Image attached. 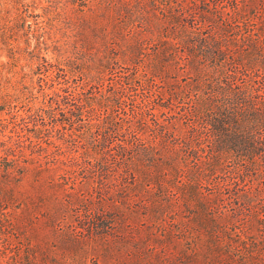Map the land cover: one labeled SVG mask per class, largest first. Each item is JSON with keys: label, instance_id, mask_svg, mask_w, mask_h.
Instances as JSON below:
<instances>
[{"label": "rangeland", "instance_id": "374dc122", "mask_svg": "<svg viewBox=\"0 0 264 264\" xmlns=\"http://www.w3.org/2000/svg\"><path fill=\"white\" fill-rule=\"evenodd\" d=\"M117 1L0 0V179L9 167L13 175L22 176L23 167L32 166L24 162L25 158L36 161L41 158L40 152L30 155L25 150L22 154L17 146L49 147L51 153L47 159L50 167L58 169L53 182L44 184L43 198H35V203L29 202V207L33 212L36 209L37 215L28 222L20 219L24 204L12 198L10 187L0 185V218L5 213L16 215L14 226L8 222L0 223V264H164L172 257H180L175 245L164 250L152 238V164L160 156L167 158V153L159 145V139L164 142L162 137L158 139L153 131L151 134L149 130H143L137 122L131 128L117 130L107 124L106 109L96 105L95 101L101 94L109 93V86L116 82L118 76L132 78V86L138 89L140 95L144 92V84L152 79V14L148 15L142 9V5H147L152 13V0L118 1L132 6L133 14L124 26L133 32L130 40L142 41V47L134 58L132 52L126 49L131 44L127 42L126 51H120L110 63L108 76L104 75L105 71L99 67L96 57L87 58L79 54L82 45L75 39L81 15L88 17L101 4L104 8L105 4ZM252 2L225 0L219 5V12L246 10ZM160 7L165 8L163 5ZM240 21L244 27L249 25L247 30L255 32L253 24L258 22L256 18L252 17L251 23H246L245 18ZM203 29L205 37L210 27L204 24ZM228 37L233 38L232 35ZM228 63L227 59L221 62L222 65ZM209 64L212 63L202 62L201 66L207 68ZM239 68L242 69V66ZM209 69L211 67L205 70ZM260 75L258 81L263 82V71ZM106 76L109 80L104 81ZM197 78V72L188 69L181 72L180 82L192 83ZM60 82L70 86V92H61L64 99L60 100V108L65 111L72 108L67 106L76 103L70 95L73 87L84 85L86 97L92 99L91 104L98 110L89 113L88 108L85 109L84 116L77 123L79 127L72 131L75 141L66 139L64 134L70 133L68 128L59 130L62 126L59 124L58 108L55 109V93L60 88ZM155 82L161 85L159 78H155ZM236 89L239 91L241 87ZM208 91L212 93L213 90ZM137 99L139 101L140 96ZM155 104L152 112L165 127H170L171 122L186 126L195 121L199 125L218 110L190 114L188 109L179 107L170 111L167 95L156 99ZM213 104L224 108L228 101L222 98ZM109 110L115 115L119 107L113 104ZM127 110L131 108L127 107ZM29 116L33 120L29 128L37 126L42 131L39 136L34 131L21 132L24 124L14 127L13 123H22L21 118ZM122 118L126 119V116ZM152 119L147 117L154 127ZM156 132L159 135V130ZM10 136L14 140H8ZM110 142L114 154L124 142L136 145L120 170L121 176L116 172L114 176L110 175L114 166L103 158L104 144ZM56 146L61 150H57ZM69 156L77 158L80 165L60 164L61 160L66 162ZM226 165H230V170L234 169L237 160H228ZM105 174L113 177L102 181ZM249 180L241 188L248 190L257 186L262 190L260 201L255 203L262 221L241 220L231 224L237 235H249L260 242L259 254L263 258L261 264H264V177ZM216 181L210 178L203 182L202 192L214 196ZM218 211L229 217L234 212V206L225 205ZM201 216L183 210L178 218L184 224Z\"/></svg>", "mask_w": 264, "mask_h": 264}, {"label": "trees", "instance_id": "16d2710c", "mask_svg": "<svg viewBox=\"0 0 264 264\" xmlns=\"http://www.w3.org/2000/svg\"><path fill=\"white\" fill-rule=\"evenodd\" d=\"M118 1L105 4L104 8L101 4L88 17L81 15L76 25L79 28L75 34L76 43L82 45L79 54L87 58L96 57L99 67L105 71L104 75L108 74L110 63L120 51L129 49L135 58L142 47V41L130 40L133 32L124 26L133 14L132 6ZM184 1L187 3L152 0V13L147 5H142L146 14H152V79L144 84V92L140 95L138 89L132 86V78L118 76L116 82L109 86V93L96 98V105L106 109L107 124L117 130L131 128L137 122L143 130H149L151 134L153 131L158 139L161 136L164 141L159 139V145L167 153V158L160 156L152 164V238L164 250L175 245L180 251V257H172L164 264H261L260 242L249 235H237L231 222L262 221L260 210L255 206L260 201L262 190L257 186L244 190L241 185L247 179L252 181L264 177V81H258L260 72L264 73V0H259V3L252 0L246 10L227 13L219 12V5L225 0ZM253 4L256 6L253 7ZM250 16L258 20L253 24L254 33L247 30L249 25L244 27L240 21L245 18L246 23H251ZM204 24L210 27L205 37ZM231 35L233 38L229 39ZM127 42L131 44L124 49ZM226 59L230 63L222 65V60ZM202 62L212 63L207 66L212 71L205 70L207 68L201 66ZM188 69L197 72L199 78L182 84L181 72ZM107 76L104 81L109 80ZM155 78L160 79V86ZM59 84L60 88L55 93V109L58 108L59 124L62 126L59 130L68 128L70 133L64 134L66 139L75 141L72 131L79 127L77 123L84 116L85 109L88 108L89 113L98 110L91 104L92 99L86 97L84 85L73 87L70 95L76 103H69L67 107L72 108L63 110L60 108V100L64 99L61 92H70V86L62 82ZM237 87L242 90L236 91ZM209 89L213 90L212 93ZM162 95H167L170 111L179 107L188 109L190 114L218 110L199 125L195 121L186 126L171 122L170 127H165L152 112L155 100ZM222 98L228 101L224 108L213 104ZM113 104L119 107L115 115L109 110ZM127 107L131 110L128 111ZM124 116L126 119L122 118ZM149 116L153 118L154 127L147 121ZM21 121L13 123L15 128L24 124L21 132L34 131L37 135L42 132L37 126L29 128L30 121H33L30 116L22 117ZM7 139L14 140L11 136ZM111 144H104L103 158L114 166L110 175L116 172L121 176L120 170L136 145L124 142L114 154ZM17 148L22 154L25 150L30 155L36 151L41 153L37 161L24 159L32 166L23 167L22 176L13 175L9 167L0 179V185L10 187L12 198L24 204L20 219L28 222L37 215L36 209L33 212L29 207V202L35 203V198H43L44 184L53 182L58 169L50 167L47 159L51 153L49 147ZM56 148L61 150L58 146ZM67 159L69 162L61 160L60 164L80 165L77 158L69 156ZM228 160H237V166L230 170V165H226ZM110 175L105 174L102 181L114 176ZM116 178L119 179L118 176ZM210 178L217 180L214 196H207L201 190L203 182ZM225 205L234 206V212L229 217L218 211ZM183 210L202 216L182 224L178 216ZM15 216L2 214L0 223L8 222L14 226Z\"/></svg>", "mask_w": 264, "mask_h": 264}]
</instances>
